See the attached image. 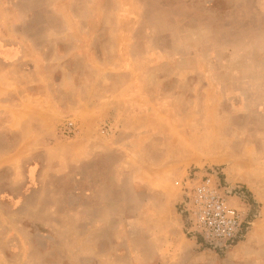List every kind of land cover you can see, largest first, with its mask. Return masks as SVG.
<instances>
[{"label":"rangeland","instance_id":"374dc122","mask_svg":"<svg viewBox=\"0 0 264 264\" xmlns=\"http://www.w3.org/2000/svg\"><path fill=\"white\" fill-rule=\"evenodd\" d=\"M1 49L20 51L0 53L6 81L24 99L47 95L58 137H77L82 121L125 147L135 140L134 169L120 168L118 148L34 182L26 163L42 151L16 153L17 173L0 166V264H234L246 232L221 248L190 235L175 181L217 168L240 192L246 231L263 215L242 176L264 185V0H0ZM67 118L72 137L59 129ZM19 136L0 133V153L14 158ZM220 138L237 153L223 165L231 173L191 161L209 160Z\"/></svg>","mask_w":264,"mask_h":264},{"label":"crops","instance_id":"0c3cea01","mask_svg":"<svg viewBox=\"0 0 264 264\" xmlns=\"http://www.w3.org/2000/svg\"><path fill=\"white\" fill-rule=\"evenodd\" d=\"M14 52V50L8 49L0 50V53L11 57L13 55L17 57L20 53V51ZM7 58L8 57L5 58V61L8 60ZM8 75L9 70H7L5 64L3 67H0V133H5L8 130H16L19 132L20 136L19 142L15 148V157L12 158V154L7 155L0 153V166L11 165L14 172L17 173L18 168L23 165L24 157L22 155L17 156L16 153L27 152L33 154L34 152L42 151L43 159L41 163L33 158L26 163V179L30 182H34L40 172L46 174L61 173L68 165L78 160L94 158L108 150L118 148L123 151L122 159H120L118 163L120 164V168L126 166L130 167V169H134V160L131 158V151L134 149L135 138L129 139L125 147L124 144L117 141L112 130L110 134L103 135L98 133L96 126L86 124L85 122L82 123V121L79 122L80 130L77 137L71 139L58 137L55 134V124L59 119V114L54 109H47L41 102L48 98L47 95H43V93L40 94L38 97L39 99L35 98L38 101H33V98L30 100L24 99L25 97H22L23 92L21 91V85L17 83L13 85L10 81L7 82L6 80L9 78ZM14 93L18 96L17 99L13 96ZM26 105H28L29 110L25 109V107H27ZM85 108L83 109V112L86 113L85 115L91 112L96 115L98 114L96 111ZM110 110L113 111V108H110ZM29 111H31V113H29ZM129 112L130 109H128V113ZM147 112L148 111H144V114ZM111 116H113V123H111V126L115 129L119 128L122 115L117 111ZM127 116L126 114V117ZM136 126H138V124ZM136 126L133 125L134 128H136ZM120 128H124V125L121 124ZM126 128L127 126H125V129ZM145 137L149 138V136ZM143 143L144 140H140L138 146L140 147ZM139 147L137 148L138 150ZM236 154L234 155L225 140H221L220 138L213 144L209 160H202L197 154H192L191 161L202 164H214L221 166L222 169L228 168L227 171L231 173L228 167L230 164H228L226 168L223 165L226 162L232 161L234 157L236 159ZM163 159H165L164 155H162V159L160 158L159 162H162ZM248 167L250 168V166ZM249 168H247V170L252 169V171H255L254 168ZM254 175V172L246 171L242 177L252 198L257 202L263 203L261 207L264 208V185L262 186L261 181L255 178L258 176ZM150 176L151 175L145 178L148 179V182L145 180L147 183H153V178H150ZM235 204L241 209H245V203L241 200L235 201ZM262 214V217L251 222V226H249L250 229L246 231L245 238L236 243L234 249L230 251L227 259L230 261L233 260L234 264H264V211Z\"/></svg>","mask_w":264,"mask_h":264},{"label":"built area","instance_id":"2783aa9c","mask_svg":"<svg viewBox=\"0 0 264 264\" xmlns=\"http://www.w3.org/2000/svg\"><path fill=\"white\" fill-rule=\"evenodd\" d=\"M59 129L64 136L72 137L78 132V125L67 118ZM175 184L190 235L201 237L213 248L227 247L240 238L243 224L249 223L243 210L235 204L241 195L237 188L225 185L217 168L193 167Z\"/></svg>","mask_w":264,"mask_h":264},{"label":"trees","instance_id":"16d2710c","mask_svg":"<svg viewBox=\"0 0 264 264\" xmlns=\"http://www.w3.org/2000/svg\"><path fill=\"white\" fill-rule=\"evenodd\" d=\"M242 191L248 196L249 201L253 202V198H251L250 192L248 190L244 189V188H242ZM248 221H249V219H248ZM246 229H247L246 224H243V226L241 228V231H240V238L236 239L232 244H235L237 241H239L244 236V233L246 232Z\"/></svg>","mask_w":264,"mask_h":264},{"label":"water","instance_id":"95a60500","mask_svg":"<svg viewBox=\"0 0 264 264\" xmlns=\"http://www.w3.org/2000/svg\"><path fill=\"white\" fill-rule=\"evenodd\" d=\"M217 245H219V244H217Z\"/></svg>","mask_w":264,"mask_h":264}]
</instances>
